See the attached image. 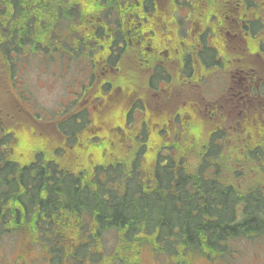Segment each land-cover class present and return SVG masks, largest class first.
Instances as JSON below:
<instances>
[{
  "label": "trees",
  "instance_id": "1",
  "mask_svg": "<svg viewBox=\"0 0 264 264\" xmlns=\"http://www.w3.org/2000/svg\"><path fill=\"white\" fill-rule=\"evenodd\" d=\"M53 8L54 0H0L6 69L12 61L15 73L23 60L48 68L58 44ZM131 21L124 19L114 38L127 34L133 49ZM118 82L127 90L133 80ZM152 112L141 109L136 123L131 113L112 118L103 109L95 120L72 118L73 125L58 126L62 141L55 129L0 116V245L23 246L11 263L138 264L145 250L166 261L167 253L185 258L200 245L264 244V122L250 120L228 140L218 127L197 129V119L166 124ZM23 134L47 139L26 163L16 155Z\"/></svg>",
  "mask_w": 264,
  "mask_h": 264
},
{
  "label": "flooded vegetation",
  "instance_id": "2",
  "mask_svg": "<svg viewBox=\"0 0 264 264\" xmlns=\"http://www.w3.org/2000/svg\"><path fill=\"white\" fill-rule=\"evenodd\" d=\"M85 1L54 0L58 44L51 77L59 88L63 78L65 87L53 109L54 121L46 128L62 137L61 123L73 125L72 118L79 123L83 115L95 120L99 111L110 106L112 96L114 103H124L126 108L110 111L112 118L127 115L130 109L139 116L141 109L152 110L151 116L165 119L166 124L193 118L218 127L215 133L228 139L250 120L264 122V0H87V5ZM133 6L138 15L129 13ZM106 12L109 16L103 15ZM130 18L135 24L133 49L128 48L127 34L123 40L114 38L124 19ZM84 21L88 22L83 25ZM101 52L106 61L99 58ZM114 55L117 62L108 64ZM12 65L10 61L6 69L0 61V82L8 75L25 93L24 60L15 73ZM126 76L133 80L127 90L118 82ZM2 95L0 90V102ZM11 95V103L18 107L14 114L28 124L33 112L26 116L27 107H19L17 93ZM228 243L213 250L200 245L185 258L167 253L166 264H192L200 257L208 264H224L226 257L236 258Z\"/></svg>",
  "mask_w": 264,
  "mask_h": 264
},
{
  "label": "rangeland",
  "instance_id": "3",
  "mask_svg": "<svg viewBox=\"0 0 264 264\" xmlns=\"http://www.w3.org/2000/svg\"><path fill=\"white\" fill-rule=\"evenodd\" d=\"M12 73H13V70H12ZM51 76H52V58H50L48 68L42 66V64L36 61L28 62L23 70V78L26 81V90H25L26 92L23 94L19 91L17 84H15L9 78V76L6 75L5 82L4 81L0 82V90H2L3 92V95L1 98L2 104L0 102V116L6 117L7 113L10 112V115H13L18 119V116L15 115L13 111V110H18V107H16L13 103H11L14 100L11 94L15 95L17 93L18 98H19V103L18 102L17 103L19 107L20 105H24L25 107H27L26 109H24L25 115L28 116L29 111L33 112L27 118V122L29 125L28 127H32L33 125H36L42 128L51 126L53 122L52 116L49 113L44 112V110L50 111L56 107L57 99L60 96L61 90L63 91L65 87L63 85V78L60 81V88H59L58 84L53 82V77ZM6 84L8 85V89L11 93L7 91ZM65 94L67 96L71 95L68 93H65ZM114 99H115L114 96H112L111 100H108V102L111 103L110 106L104 109L105 114H107V116H109L108 112L114 109H119L122 111L126 109L124 107V103H114ZM129 113H131L130 121L132 123H136L139 117V113L131 109ZM20 120L24 121L22 117L20 118ZM25 122L26 121H24V124ZM114 123H117V122L115 121ZM196 126H197V129H201L206 132L212 130L211 125L197 124ZM193 130L196 131L195 128H193ZM47 133H48V136L52 134V132L49 130H47ZM40 134L45 135L44 132H40ZM171 138L174 139V137H171ZM45 141H47V139L40 138V142H39L38 139H31V136L29 134L28 135L23 134L21 144L16 149V155L18 154L22 155L20 160L26 163V160L32 159V157L28 159V153L31 154L34 147L42 149L44 147ZM57 146H58V143H57ZM162 152H167V151H162ZM230 166L232 165H229V167ZM227 174L231 175L232 171L228 170ZM259 242L260 244L252 243L251 241L246 242V241L241 240L237 243H233L232 245L228 243L227 246L230 248L232 247L233 252L235 251L234 253L236 254V258L234 260H228L226 257L225 260L228 261L229 263L223 261L224 264H264V244L262 241H259ZM4 243H6L5 239L3 240L2 244ZM20 244L21 242L16 243L15 245H9L8 243L4 245H0V264H13L11 263L12 260H16V258L18 257V254L22 253L23 246H20ZM242 246L244 247L241 248V251L239 252L238 248ZM19 249H21V251H19ZM156 257L159 259H157ZM163 257L164 256L162 254L154 253L151 250H145L143 253L140 254L138 264H166L167 260L166 261L161 260ZM20 260H22V258H20ZM14 264H24V261H18ZM192 264H208V260L205 257L194 258L192 261ZM217 264H220V261H218Z\"/></svg>",
  "mask_w": 264,
  "mask_h": 264
},
{
  "label": "bare ground",
  "instance_id": "4",
  "mask_svg": "<svg viewBox=\"0 0 264 264\" xmlns=\"http://www.w3.org/2000/svg\"><path fill=\"white\" fill-rule=\"evenodd\" d=\"M12 35V34H11ZM132 223V222H131ZM264 233V232H263Z\"/></svg>",
  "mask_w": 264,
  "mask_h": 264
}]
</instances>
